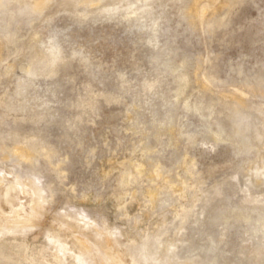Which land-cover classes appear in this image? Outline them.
<instances>
[{
    "label": "rangeland",
    "instance_id": "obj_1",
    "mask_svg": "<svg viewBox=\"0 0 264 264\" xmlns=\"http://www.w3.org/2000/svg\"><path fill=\"white\" fill-rule=\"evenodd\" d=\"M139 1L0 0V264H264V0Z\"/></svg>",
    "mask_w": 264,
    "mask_h": 264
},
{
    "label": "bare ground",
    "instance_id": "obj_2",
    "mask_svg": "<svg viewBox=\"0 0 264 264\" xmlns=\"http://www.w3.org/2000/svg\"><path fill=\"white\" fill-rule=\"evenodd\" d=\"M150 0H140L139 1V4H138V7H137V9H136V11H137V13H138V11L140 12V11H144V10H146V8H147V5H148V2H149ZM17 2V1H16ZM197 5V4H196ZM112 10H114V9H111V10H109V12H111ZM196 10H198V8H196V7H194V9L192 10V12H195ZM136 11H131V12H129V14L130 13H135ZM197 12V11H196ZM12 13V12H11ZM4 15V14H3ZM10 15V14H9ZM128 15V14H127ZM9 17V16H8ZM6 27V26H5ZM161 26H159L157 23H155L153 26H152V30H151V33H152V35L153 36H156L157 34H158V32H159V30L161 29L160 28ZM7 28V27H6ZM14 34V33H13ZM59 38H60V36H59V32H57V31H54V32H51V33H49V35H48V37L43 41V43H44V46H43V48H44V50H46L50 55H52L53 57H54V59H56V60H59L60 59V56H62V51H61V44L59 43ZM34 72L33 71H31L30 69H28L27 70V72H26V75L27 76H30V77H33L34 76ZM258 80H261V81H264V76H261V77H259L258 78ZM153 85V84H152ZM151 85V86H152ZM178 90V89H177ZM180 96V95H179ZM236 98L238 99L239 97L238 96H236ZM214 105V104H213ZM207 109V108H206ZM203 111V110H202ZM169 112H170V110H169ZM168 112V115L170 114ZM227 116H229V115H227ZM229 118V121L231 120V121H233L232 123L233 124H237L239 121H241L244 117H239V120H237L238 119V117H231V116H229L228 117ZM251 125H255V120H251ZM237 128V127H236ZM224 132V128L223 127H220V129H219V131H218V134H222ZM232 132H236V130H233ZM230 133V135H231V132H229ZM233 134V133H232ZM229 135V134H228ZM229 135V136H230ZM232 136V135H231ZM15 152H16V154L18 155V156H21L23 159H31V157H29L28 155H25L24 153H19L18 152V150H15ZM263 167H262V171H260L259 172V174H261V175H263V177H264V163H263V165H262ZM7 191H8V189H7ZM12 191V190H11ZM35 191H36V193L38 194L39 192H40V190H39V192H38V187H36L35 188ZM4 192H5V190H4ZM246 198L247 199H249V201H252V200H250V199H253L254 200V197L253 196H250V195H248V196H246ZM261 199V198H260ZM259 200V199H258ZM256 201V200H255ZM259 201H263V199H261V200H259ZM31 204V203H30ZM258 204H260V207H261V209L264 211V202H259ZM30 208V207H29ZM31 210V209H30ZM37 210V209H36ZM210 210V209H209ZM17 215V214H16ZM241 216V215H240ZM239 216V217H240ZM179 223V222H178ZM4 225V224H3ZM176 227H178V226H176ZM161 239V238H160ZM156 241V240H155ZM163 243V242H162ZM157 244V243H156ZM174 243L173 242H171V243H169L168 244V252L166 253V254H162V255H158V258L156 257H153V256H150L148 253H147V246L142 250V252H140L139 253V255H137L136 257H137V259H138V261H141V262H149L150 264H178V262L177 261H174V246H172ZM177 252V251H176ZM208 254V253H207ZM179 260V259H178ZM213 259H211L210 260V262L209 263H211V262H213L212 261ZM181 261V260H180ZM188 261V260H187ZM183 262V261H182ZM189 263H187V264H192V262L191 261H188ZM216 263V262H215ZM112 264H120L119 262H113ZM194 264V263H193ZM222 264H224V263H222Z\"/></svg>",
    "mask_w": 264,
    "mask_h": 264
}]
</instances>
